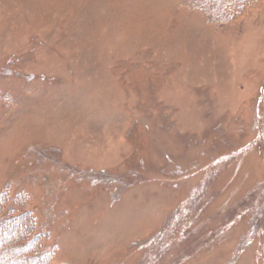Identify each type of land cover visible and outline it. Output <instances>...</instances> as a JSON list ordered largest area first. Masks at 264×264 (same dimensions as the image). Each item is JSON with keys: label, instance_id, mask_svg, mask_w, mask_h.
I'll use <instances>...</instances> for the list:
<instances>
[{"label": "rangeland", "instance_id": "1", "mask_svg": "<svg viewBox=\"0 0 264 264\" xmlns=\"http://www.w3.org/2000/svg\"><path fill=\"white\" fill-rule=\"evenodd\" d=\"M241 2L0 0V195L52 264H264V0Z\"/></svg>", "mask_w": 264, "mask_h": 264}, {"label": "trees", "instance_id": "2", "mask_svg": "<svg viewBox=\"0 0 264 264\" xmlns=\"http://www.w3.org/2000/svg\"><path fill=\"white\" fill-rule=\"evenodd\" d=\"M198 1L210 17H223L227 9L222 7H226L228 2L234 4L240 0H223L221 3L218 2L220 0ZM241 1L233 7L243 6L245 0ZM7 200L5 194L0 195V264H52V255L41 248V236L36 232L34 218L29 213L16 215L12 208H4Z\"/></svg>", "mask_w": 264, "mask_h": 264}]
</instances>
